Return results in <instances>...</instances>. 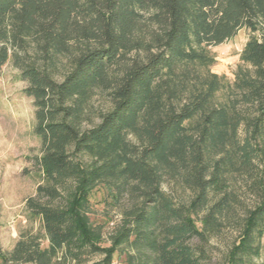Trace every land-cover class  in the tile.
I'll use <instances>...</instances> for the list:
<instances>
[{"label": "trees", "instance_id": "trees-1", "mask_svg": "<svg viewBox=\"0 0 264 264\" xmlns=\"http://www.w3.org/2000/svg\"><path fill=\"white\" fill-rule=\"evenodd\" d=\"M240 29L249 37L229 81L211 71V47ZM9 60L34 106L42 183L26 204L47 244L21 238L0 249V264H51L86 248L113 264L123 245L133 250L125 264H199L234 206V176L255 166L245 180L255 204L225 264L259 255L264 0H0V68ZM96 188L111 205L126 201L108 247L93 243Z\"/></svg>", "mask_w": 264, "mask_h": 264}, {"label": "rangeland", "instance_id": "rangeland-1", "mask_svg": "<svg viewBox=\"0 0 264 264\" xmlns=\"http://www.w3.org/2000/svg\"><path fill=\"white\" fill-rule=\"evenodd\" d=\"M249 37V31L240 29L225 42L211 47L215 56L211 71L223 74L229 81L234 78V72L240 64V52ZM26 82L19 76V70L7 61L0 68V249L10 251L19 239H29L37 236L42 245L47 244L44 229L36 216L27 208V199L36 196V186L42 183L41 173L34 163L39 154L40 140L33 132L34 106L32 98L23 93ZM99 95L91 101L95 108L104 104ZM244 136L240 129L239 138ZM259 168L253 167L248 174L234 176L236 198L233 208L223 218V225L204 242L203 253L199 264H225L227 254L235 243L241 221L249 208L255 204V199L245 180L255 173L258 176ZM262 174V173H261ZM254 178V177H253ZM249 178L247 181H250ZM163 189L176 199L188 198V192L171 189L167 182ZM114 206L104 201V194L99 188L92 191L90 196V220L94 229L101 232L98 240L93 243L99 247L110 245V235L121 222L122 204ZM198 243L197 239L191 241ZM260 253L247 259V264H264V236L259 240ZM120 256L114 255L113 264H125L124 252L133 254L128 245H123ZM104 254L93 249L60 253L51 264H101ZM31 264V263H14Z\"/></svg>", "mask_w": 264, "mask_h": 264}]
</instances>
